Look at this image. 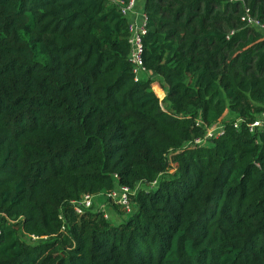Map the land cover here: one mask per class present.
I'll use <instances>...</instances> for the list:
<instances>
[{
    "label": "trees",
    "instance_id": "16d2710c",
    "mask_svg": "<svg viewBox=\"0 0 264 264\" xmlns=\"http://www.w3.org/2000/svg\"><path fill=\"white\" fill-rule=\"evenodd\" d=\"M245 7L264 22V0H143L134 82L115 3L0 0V264H264V135L233 128L264 112ZM137 185L127 217L74 211Z\"/></svg>",
    "mask_w": 264,
    "mask_h": 264
},
{
    "label": "built area",
    "instance_id": "2783aa9c",
    "mask_svg": "<svg viewBox=\"0 0 264 264\" xmlns=\"http://www.w3.org/2000/svg\"><path fill=\"white\" fill-rule=\"evenodd\" d=\"M111 2L118 5L121 13L128 19L130 36L128 39L129 44V55L128 61L132 66V76L134 82H139L149 72L143 64V43L142 37L146 34L147 25V15L143 9V0H110ZM142 1V2H140ZM140 3V4H139ZM140 10L136 11L137 8ZM241 22L246 27H254L264 33V22H261L258 18L254 17L250 9L245 7L244 13L241 17ZM201 124L200 122L197 123ZM244 127L248 133L251 135H264V112L260 113L254 121L246 122L242 118H237L233 121V128L237 131ZM225 133V128L223 125H215L206 129L203 138H195L193 143L198 146H203L206 144V140L215 139L223 136ZM153 183L152 185H154ZM144 185L139 187L137 185L133 189L128 187H121L109 194H107L106 200L111 203V205H117L125 210L126 214H130L133 211L132 197L135 196L136 192L142 189ZM148 188V187H146ZM96 197L91 195H86L78 201L72 202L74 211L78 214H82L85 211L91 209L94 204ZM104 213L103 208H100ZM105 215V214H104ZM107 216V215H105ZM31 239L36 241L39 237L31 235Z\"/></svg>",
    "mask_w": 264,
    "mask_h": 264
},
{
    "label": "rangeland",
    "instance_id": "374dc122",
    "mask_svg": "<svg viewBox=\"0 0 264 264\" xmlns=\"http://www.w3.org/2000/svg\"><path fill=\"white\" fill-rule=\"evenodd\" d=\"M138 10H140V8L138 7L137 9H136V11H138ZM208 144H206V146H207ZM167 175H165V177H166ZM158 182H156L154 185H151V187L150 188H155V187H157V184ZM153 188V189H154ZM111 206V203L110 202H108L107 200H106V197H105V195H101L100 197H98V198H95V200H94V204H93V209H98V210H101L100 208H103V210H104V214L105 215H107V217H111V216H115V211L112 209V207H110ZM133 213V212H132ZM132 213H130V214H132ZM130 214H126L125 216L127 217V216H129ZM125 217V218H126Z\"/></svg>",
    "mask_w": 264,
    "mask_h": 264
},
{
    "label": "crops",
    "instance_id": "0c3cea01",
    "mask_svg": "<svg viewBox=\"0 0 264 264\" xmlns=\"http://www.w3.org/2000/svg\"><path fill=\"white\" fill-rule=\"evenodd\" d=\"M140 2H142V1H140ZM140 4V3H139ZM101 196V195H100ZM100 196H95L96 198H98V197H100Z\"/></svg>",
    "mask_w": 264,
    "mask_h": 264
}]
</instances>
